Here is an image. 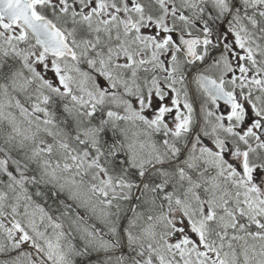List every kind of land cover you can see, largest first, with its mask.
<instances>
[{
    "label": "snow or ice",
    "instance_id": "6c2138e0",
    "mask_svg": "<svg viewBox=\"0 0 264 264\" xmlns=\"http://www.w3.org/2000/svg\"><path fill=\"white\" fill-rule=\"evenodd\" d=\"M93 253L264 264V0H0V264Z\"/></svg>",
    "mask_w": 264,
    "mask_h": 264
},
{
    "label": "trees",
    "instance_id": "16d2710c",
    "mask_svg": "<svg viewBox=\"0 0 264 264\" xmlns=\"http://www.w3.org/2000/svg\"><path fill=\"white\" fill-rule=\"evenodd\" d=\"M92 255H91V257H89V258H85V259H90L92 262H93V264H95V261H96V259H94V257H93V259H92Z\"/></svg>",
    "mask_w": 264,
    "mask_h": 264
},
{
    "label": "rangeland",
    "instance_id": "374dc122",
    "mask_svg": "<svg viewBox=\"0 0 264 264\" xmlns=\"http://www.w3.org/2000/svg\"><path fill=\"white\" fill-rule=\"evenodd\" d=\"M97 255V254H96Z\"/></svg>",
    "mask_w": 264,
    "mask_h": 264
}]
</instances>
